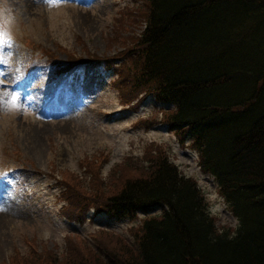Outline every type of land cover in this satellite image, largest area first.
<instances>
[{"label": "trees", "instance_id": "1", "mask_svg": "<svg viewBox=\"0 0 264 264\" xmlns=\"http://www.w3.org/2000/svg\"><path fill=\"white\" fill-rule=\"evenodd\" d=\"M143 1L124 93L161 104L145 125L166 124L196 152L237 226L218 229L196 180L154 143L106 175L82 160L84 174L57 178L71 222L83 223L89 210L120 220L151 213L131 231L132 242L110 233V250L89 257L73 240L65 247L78 259L60 264H264V0ZM32 251L39 263L57 264L51 252Z\"/></svg>", "mask_w": 264, "mask_h": 264}, {"label": "rangeland", "instance_id": "2", "mask_svg": "<svg viewBox=\"0 0 264 264\" xmlns=\"http://www.w3.org/2000/svg\"><path fill=\"white\" fill-rule=\"evenodd\" d=\"M145 6L142 0H0V264H41L32 250L51 252L57 264L80 253L90 257L110 250L111 234L132 242L131 231L150 212L120 220L89 210L83 223L70 222L61 213L57 178L84 174L82 160L106 175L154 143L196 180L218 229L237 226L195 152L179 145L166 124L145 125L161 104L146 100L138 108L131 103L136 96L124 93L134 68L127 54L144 27L136 19ZM70 65L78 66L59 72ZM27 68H33L30 90L19 97L7 84ZM85 186L88 193L98 189ZM73 240L80 253L70 256L65 246Z\"/></svg>", "mask_w": 264, "mask_h": 264}, {"label": "bare ground", "instance_id": "3", "mask_svg": "<svg viewBox=\"0 0 264 264\" xmlns=\"http://www.w3.org/2000/svg\"><path fill=\"white\" fill-rule=\"evenodd\" d=\"M89 77H91L92 76V74H91V72H88V74H87Z\"/></svg>", "mask_w": 264, "mask_h": 264}, {"label": "snow or ice", "instance_id": "4", "mask_svg": "<svg viewBox=\"0 0 264 264\" xmlns=\"http://www.w3.org/2000/svg\"><path fill=\"white\" fill-rule=\"evenodd\" d=\"M13 100H16V97L15 96L13 97Z\"/></svg>", "mask_w": 264, "mask_h": 264}]
</instances>
